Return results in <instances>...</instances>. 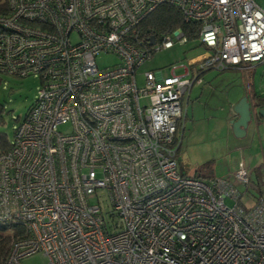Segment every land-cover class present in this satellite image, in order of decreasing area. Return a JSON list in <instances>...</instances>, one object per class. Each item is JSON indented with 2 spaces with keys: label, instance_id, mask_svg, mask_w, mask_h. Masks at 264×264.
Masks as SVG:
<instances>
[{
  "label": "built area",
  "instance_id": "built-area-1",
  "mask_svg": "<svg viewBox=\"0 0 264 264\" xmlns=\"http://www.w3.org/2000/svg\"><path fill=\"white\" fill-rule=\"evenodd\" d=\"M7 3L0 72L41 79L12 147L0 154V224L24 230L7 264L39 252L48 264H264V190L253 206H241L231 184L183 175L176 160L183 101L200 75L264 62V5ZM163 5L196 26L193 40L206 51L183 66L184 75L176 67L168 76L148 71L139 87L145 62L175 41L191 40L183 28L156 36L140 30ZM100 54L118 61L100 69ZM236 178L250 185L243 164ZM228 197L236 200L233 207Z\"/></svg>",
  "mask_w": 264,
  "mask_h": 264
},
{
  "label": "rangeland",
  "instance_id": "rangeland-1",
  "mask_svg": "<svg viewBox=\"0 0 264 264\" xmlns=\"http://www.w3.org/2000/svg\"><path fill=\"white\" fill-rule=\"evenodd\" d=\"M257 1L264 5V0ZM175 42L172 48L155 53L139 68V87L144 85L148 71L161 70L164 76H168L176 67L175 74L184 75L183 66L189 68L190 60L206 51L197 39L185 44ZM117 61L113 54H100L97 64L103 69ZM200 80L183 101L188 115L176 157L178 170L190 177L198 175L205 180L226 181L238 196L241 195L239 204L251 207L262 194L260 191L264 190V117L253 119L241 137L234 135L232 122L234 108L243 97L247 96L252 101L256 96H264V62L246 71L209 69L200 75ZM40 89L38 75L21 78L0 72V134L10 144L15 140L19 124L37 100ZM61 130L68 132L70 128L62 127ZM241 164L250 177L248 187L236 178ZM91 203L94 204V200ZM225 203L233 207L236 200L228 197ZM21 264H48V258L39 252L24 258Z\"/></svg>",
  "mask_w": 264,
  "mask_h": 264
},
{
  "label": "trees",
  "instance_id": "trees-1",
  "mask_svg": "<svg viewBox=\"0 0 264 264\" xmlns=\"http://www.w3.org/2000/svg\"><path fill=\"white\" fill-rule=\"evenodd\" d=\"M8 11L7 0H0V15L7 14ZM194 27L196 26L184 22L179 10L172 6L163 5L157 8L156 11L145 20L140 30L146 35L156 36L177 28H183L190 39L193 40L196 36V28ZM252 103L255 107H264V96H257ZM183 131L184 126L182 133ZM12 145L13 143L10 144L7 142L5 136L0 134V154L8 151ZM195 176L202 178L198 175ZM260 192L262 193V190ZM23 232L24 230L21 227L0 224V264H7L13 245Z\"/></svg>",
  "mask_w": 264,
  "mask_h": 264
},
{
  "label": "water",
  "instance_id": "water-1",
  "mask_svg": "<svg viewBox=\"0 0 264 264\" xmlns=\"http://www.w3.org/2000/svg\"><path fill=\"white\" fill-rule=\"evenodd\" d=\"M153 44L154 39L151 41V45ZM234 112L237 118L232 122V131L236 137L246 134V130L253 119L264 117V107H255L247 96L243 97L235 106Z\"/></svg>",
  "mask_w": 264,
  "mask_h": 264
},
{
  "label": "crops",
  "instance_id": "crops-1",
  "mask_svg": "<svg viewBox=\"0 0 264 264\" xmlns=\"http://www.w3.org/2000/svg\"><path fill=\"white\" fill-rule=\"evenodd\" d=\"M190 91H191V90H190ZM256 97H257V96H256ZM255 99H256V98H255ZM185 100H186V99H185ZM252 101H254V99H252ZM252 101H251V102H252ZM187 102H189V99H187ZM185 110H186V109H185ZM187 115H188V114H186V117H187ZM236 118H237V116H236V114H235V116H234V120H235ZM184 131H185V130H184ZM182 137H183V136H182ZM180 148H181V146H180ZM256 186H257V185H256Z\"/></svg>",
  "mask_w": 264,
  "mask_h": 264
}]
</instances>
